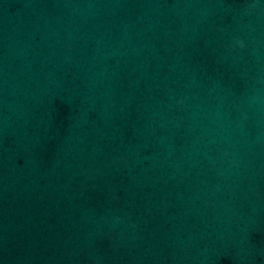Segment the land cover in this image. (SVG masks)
Segmentation results:
<instances>
[{"label":"water","instance_id":"obj_1","mask_svg":"<svg viewBox=\"0 0 264 264\" xmlns=\"http://www.w3.org/2000/svg\"><path fill=\"white\" fill-rule=\"evenodd\" d=\"M0 264H264V0H0Z\"/></svg>","mask_w":264,"mask_h":264}]
</instances>
